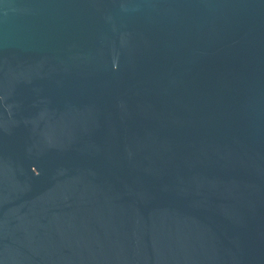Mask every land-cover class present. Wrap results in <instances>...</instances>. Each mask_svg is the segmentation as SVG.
<instances>
[{
    "label": "water",
    "instance_id": "obj_1",
    "mask_svg": "<svg viewBox=\"0 0 264 264\" xmlns=\"http://www.w3.org/2000/svg\"><path fill=\"white\" fill-rule=\"evenodd\" d=\"M0 264H264V0H0Z\"/></svg>",
    "mask_w": 264,
    "mask_h": 264
}]
</instances>
